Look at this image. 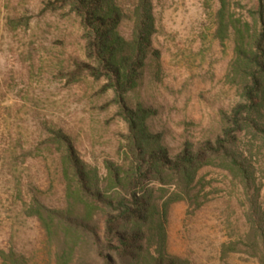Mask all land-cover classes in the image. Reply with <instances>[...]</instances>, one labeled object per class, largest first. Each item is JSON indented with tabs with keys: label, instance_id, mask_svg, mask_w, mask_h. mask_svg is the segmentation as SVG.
<instances>
[{
	"label": "rangeland",
	"instance_id": "374dc122",
	"mask_svg": "<svg viewBox=\"0 0 264 264\" xmlns=\"http://www.w3.org/2000/svg\"><path fill=\"white\" fill-rule=\"evenodd\" d=\"M53 0H0V251L13 249L29 264H53L36 219L26 217L33 199L62 209L63 184L58 155L45 145L49 131L60 130L80 159L103 174L104 160H117L125 124L109 105L103 82L82 74L85 62L78 22L66 11H43ZM135 0H119L122 9ZM236 15H246L254 0H228ZM156 34L139 87L126 104L156 112L149 128L162 134L171 155L213 143L221 133L220 114L239 101L225 83L232 59L229 41L214 38L217 0H152ZM130 24H122L123 34ZM206 200L191 212L183 202L170 209L168 252L191 264H257L242 253L220 258L221 246L247 232L242 191L223 170L204 167ZM259 202L264 211V189ZM238 249H242L239 247ZM1 264V262H0Z\"/></svg>",
	"mask_w": 264,
	"mask_h": 264
},
{
	"label": "trees",
	"instance_id": "16d2710c",
	"mask_svg": "<svg viewBox=\"0 0 264 264\" xmlns=\"http://www.w3.org/2000/svg\"><path fill=\"white\" fill-rule=\"evenodd\" d=\"M246 15H236L228 0H217L214 38L232 45L225 83L239 101L220 114L221 133L213 143L197 149L185 144L175 155L162 134L148 124L156 112L126 96L143 77L156 34L152 0H135L124 11L119 0H53L43 11H66L79 24L85 62L70 78L84 74L103 82L109 105L126 126L117 160H104L103 174L82 161L71 140L60 130L49 131L45 145L58 155L63 184L62 209H50L33 199L26 217L36 219L50 248L53 264H191L168 252V218L173 205L188 211L206 200L204 167L225 171L242 191L246 210L245 235L221 246L220 258L242 253L264 264V0ZM124 21L128 32L121 31ZM241 247L242 249H238ZM1 264H29L13 249L0 251Z\"/></svg>",
	"mask_w": 264,
	"mask_h": 264
}]
</instances>
